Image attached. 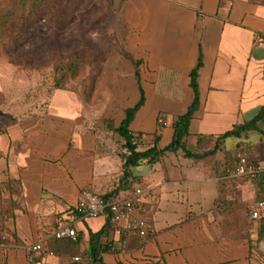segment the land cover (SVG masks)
<instances>
[{"label": "crops", "instance_id": "obj_1", "mask_svg": "<svg viewBox=\"0 0 264 264\" xmlns=\"http://www.w3.org/2000/svg\"><path fill=\"white\" fill-rule=\"evenodd\" d=\"M110 4L125 26L121 52L140 61L146 99L129 126L141 134L139 149L155 144L163 149L171 143L176 118L194 102L191 72L199 63L198 105L187 149L211 150L220 134L257 115L264 105V0H110ZM112 84L113 103L104 109L117 127L125 109L140 98L133 63L123 54ZM5 100L0 83V107ZM10 119L0 132V245L2 206L9 199L16 204L18 241L0 247V264H32L27 246L39 240L47 251L36 255V264H86L89 233L105 225V216L76 218L80 239L76 245L55 240L51 233L82 191L103 194L118 185L124 170L123 140L107 123H96L92 115L89 121L77 92L66 87L54 90L44 110ZM231 138L214 155L197 159L182 149L166 151L154 164L132 167L131 178L138 179L134 186L148 188L136 213L149 220L151 230L146 238H133L123 247L122 233L113 225L109 239L114 251L103 253V261L251 264L243 238L248 210L240 206L239 191L259 195L262 177L244 180L235 170L238 144L244 140V154L264 161V140L257 131L233 137V148L224 154Z\"/></svg>", "mask_w": 264, "mask_h": 264}, {"label": "rangeland", "instance_id": "obj_2", "mask_svg": "<svg viewBox=\"0 0 264 264\" xmlns=\"http://www.w3.org/2000/svg\"><path fill=\"white\" fill-rule=\"evenodd\" d=\"M124 31L110 0H0V83L6 93L0 128L10 117L44 110L58 86L77 92L89 121L92 115L106 123ZM234 141L228 140L224 154ZM246 192L240 189L239 197L248 210L258 195ZM246 216L252 264H264V237L258 235L264 215L253 223Z\"/></svg>", "mask_w": 264, "mask_h": 264}, {"label": "trees", "instance_id": "obj_3", "mask_svg": "<svg viewBox=\"0 0 264 264\" xmlns=\"http://www.w3.org/2000/svg\"><path fill=\"white\" fill-rule=\"evenodd\" d=\"M122 54L124 57L128 58L133 63V66L135 69V77H136L137 85H138L139 92H140V98L134 106L125 109V117L119 126L114 127V122L110 118L107 119L106 123L108 124L109 129L114 131V133H117L118 135H120L121 139L123 140L121 148L124 149L125 151H122L121 158L123 160L124 170H123V174L121 175V179L118 185L115 186V188L103 194L95 193L92 191L93 193L99 195L100 197H102L103 199L107 201H110V200H114L118 198L120 195H123L121 194L122 191H126L125 194L131 192L134 188V184L136 180H138L136 179L135 176L131 178V168L138 166L142 163L154 164L162 159L166 151L177 152L178 150L182 149L186 156L198 159V158H203L205 156L214 155L228 137H235V138L241 139L244 136L246 137V135L249 134L250 132L257 131L259 134H261V138H263L264 140V129H263L264 127L262 128L259 125V122H262L264 124V105H263L255 117H253L252 119L248 121H245L242 124L236 125L233 129L228 130L225 133L220 134L218 136L216 145L213 149L202 152V153L191 152L189 149H187L186 137L189 135V125H190L191 119L193 118L194 111L198 105L197 76H198V67L200 65L199 63V65L195 67L191 72V86L195 92L194 102L189 107L187 112H185L182 115H179L176 118L175 123H174L175 132H174V137L171 143L163 149L159 148L156 144L144 150L139 149V145L141 142L140 141L141 134L133 133L130 130L129 126L132 120L134 119L135 114L143 106L145 99H146L145 91L142 85L141 74H140V61L135 60L133 56L129 55L126 52H122ZM57 88H64V87L58 86V87H55L54 90H56ZM2 130L3 128H0V132H2ZM244 144H245L244 140L238 144L239 150L241 151V154L238 156V163H239L241 156L245 153V151H243ZM254 178L256 179L257 177H254ZM259 184L262 186V189H261V193L258 195V197H256V200L262 198L264 195V184L262 182V179L260 180ZM77 204L69 210V213L67 216L61 217L59 219H67V220L74 221L76 218L80 217L81 213L78 210ZM15 205H16L15 202L9 199L7 200V203L3 204L2 206L3 207V210L1 212L3 213V216L1 218V228L3 232L2 242L5 244L16 243L18 241L15 228H14V219H15L14 207ZM251 208L252 206L249 207L248 209V216H249L251 223H253L262 218V216L264 215V210L261 212L258 218H253L250 215ZM106 219L107 220H106L105 225L99 231H96V232L90 231L89 233V249H88V252L86 253V264H106L102 259V254L114 251L113 242L112 240L109 239L110 233L112 231L114 224L111 222L108 216L106 217ZM57 226H58V223H56L54 229H56ZM246 226L247 225L245 224L243 228V238L246 239V241L248 242L249 254H251L250 251H251L252 243L247 233H245V228H247ZM121 233L123 236V247H128L130 244L129 243L130 240L132 241L133 238H136L138 240L143 238L138 233H135V232L124 231ZM258 235H259V238L264 237V223L263 222L259 226ZM51 237L55 240L63 241L65 242V244H68L70 246L76 245L80 241L79 237L78 238L76 237L75 239H72V238L57 239L53 236ZM43 250L47 251L44 243H43ZM148 260L152 262V259H148ZM116 264H120V263H116ZM251 264H252V260H251Z\"/></svg>", "mask_w": 264, "mask_h": 264}, {"label": "built area", "instance_id": "obj_4", "mask_svg": "<svg viewBox=\"0 0 264 264\" xmlns=\"http://www.w3.org/2000/svg\"><path fill=\"white\" fill-rule=\"evenodd\" d=\"M257 41H262L261 37H257ZM164 123L161 118L159 120ZM236 175L249 176L251 178L261 175L264 184V161H253L243 154L235 170ZM148 193V188L139 184L134 186L133 190L127 194L120 195L114 200L107 201L99 195L86 189L79 197L77 204L78 210L82 218L105 216L109 217L111 222L116 225L120 232L130 231L138 233L141 237L146 238L151 225L149 220L136 213L140 206L141 199ZM264 210V195L262 198L256 200L250 210V215L253 218H258ZM58 226L51 233V236L57 239L77 237V230L74 227V221L67 219L57 220ZM2 242L0 247L3 246ZM42 240L36 241L27 246L28 259L32 264H36V255L44 254ZM78 260V257H75Z\"/></svg>", "mask_w": 264, "mask_h": 264}]
</instances>
